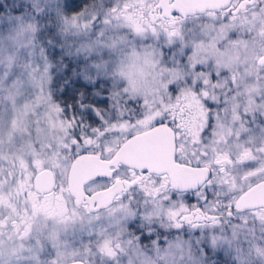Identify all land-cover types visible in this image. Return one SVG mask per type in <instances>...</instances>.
<instances>
[{"label":"snow or ice","instance_id":"6c2138e0","mask_svg":"<svg viewBox=\"0 0 264 264\" xmlns=\"http://www.w3.org/2000/svg\"><path fill=\"white\" fill-rule=\"evenodd\" d=\"M0 264H264V0H0Z\"/></svg>","mask_w":264,"mask_h":264}]
</instances>
